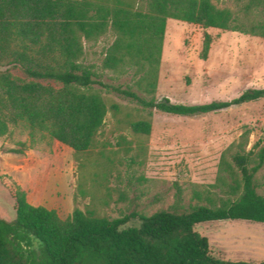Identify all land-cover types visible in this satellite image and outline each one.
Wrapping results in <instances>:
<instances>
[{
	"label": "trees",
	"instance_id": "16d2710c",
	"mask_svg": "<svg viewBox=\"0 0 264 264\" xmlns=\"http://www.w3.org/2000/svg\"><path fill=\"white\" fill-rule=\"evenodd\" d=\"M109 5L94 0H0V138L10 126L23 125L75 153L90 149L107 113L99 88L162 114L196 117L264 99V89H248L228 101L185 105L157 100L158 68L166 20L264 38V0L241 2L237 12L217 8L211 0H141ZM110 31L113 41L103 70L133 73V85L107 83L83 62L84 43ZM212 38L204 34L200 58ZM150 120L131 124L150 135ZM247 134L220 156L211 190L194 191L198 202L174 204L150 216L131 212L117 219L95 217L75 209L61 219L55 210L33 206L18 186L10 191L14 220L0 218V264H264L225 261L210 253L208 239L195 230L202 223L250 221L264 224V193L256 178L264 164V147L246 151ZM21 154L32 145L19 143ZM203 202V203H202ZM41 244L34 254L22 240Z\"/></svg>",
	"mask_w": 264,
	"mask_h": 264
},
{
	"label": "rangeland",
	"instance_id": "374dc122",
	"mask_svg": "<svg viewBox=\"0 0 264 264\" xmlns=\"http://www.w3.org/2000/svg\"><path fill=\"white\" fill-rule=\"evenodd\" d=\"M109 5L125 2L133 8L141 0H94ZM220 9L237 12L246 0H211ZM204 34L212 38L205 60L200 58ZM113 41L110 31L84 43L83 62L107 83L133 85L134 74L103 70L104 53ZM3 70V68H0ZM248 89H264V38L217 29H202L166 20L158 82L154 97L196 105L228 101ZM107 113L90 149L70 148L36 133L30 138L23 125L10 126L0 138V218L14 220L10 191L18 186L33 206L55 210L61 219L75 209L98 218L117 219L131 212L150 216L169 209L177 189L183 207L198 203L194 191L211 190L221 154L247 134L246 151L264 147V99L196 117H180L141 108L134 102L99 88ZM150 120V135L136 134L131 124ZM19 143L31 148L21 154ZM256 178L264 193V164ZM203 203V202H202ZM195 230L208 239L210 253L225 261H264V224L250 221L202 223ZM34 254L41 244L22 240ZM84 264V263H83Z\"/></svg>",
	"mask_w": 264,
	"mask_h": 264
}]
</instances>
